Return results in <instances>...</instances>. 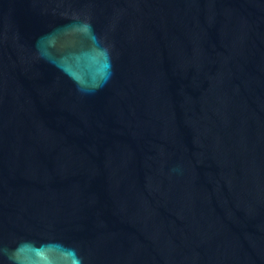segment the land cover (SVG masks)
Returning a JSON list of instances; mask_svg holds the SVG:
<instances>
[{
    "label": "water",
    "instance_id": "95a60500",
    "mask_svg": "<svg viewBox=\"0 0 264 264\" xmlns=\"http://www.w3.org/2000/svg\"><path fill=\"white\" fill-rule=\"evenodd\" d=\"M0 264H264V0H0Z\"/></svg>",
    "mask_w": 264,
    "mask_h": 264
}]
</instances>
